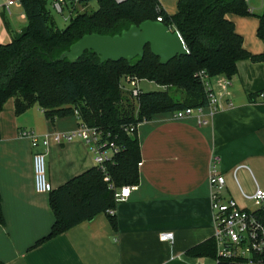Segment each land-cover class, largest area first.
Here are the masks:
<instances>
[{
  "label": "crops",
  "instance_id": "1",
  "mask_svg": "<svg viewBox=\"0 0 264 264\" xmlns=\"http://www.w3.org/2000/svg\"><path fill=\"white\" fill-rule=\"evenodd\" d=\"M159 1L169 15L178 13L180 0ZM20 4L10 11L5 0L0 5V44L11 42L27 26ZM247 4L252 15L229 13L226 17L243 37L245 49L263 55L258 29L264 0ZM65 10L68 20L67 3ZM237 67L238 74L225 93L218 79L212 82L216 92L223 94L217 112L206 106L202 113L183 120L163 113L139 124L140 182L129 198L117 203L113 211L116 228L108 213H101L43 242L55 214L50 194L35 190L34 152L46 154L47 177L54 190L95 168V156L80 138L33 149L31 139L22 132L32 131L39 137L68 134L78 129L80 119L75 114L51 121L38 105L17 114L16 100L9 99L0 114V193L5 220L0 223V260L4 264H217L214 258L186 254L215 239L209 186L214 157L219 158L217 169L226 179V199L255 211L247 197L264 190V104L256 98L264 91V62L245 59ZM163 233H173V240H162Z\"/></svg>",
  "mask_w": 264,
  "mask_h": 264
},
{
  "label": "trees",
  "instance_id": "2",
  "mask_svg": "<svg viewBox=\"0 0 264 264\" xmlns=\"http://www.w3.org/2000/svg\"><path fill=\"white\" fill-rule=\"evenodd\" d=\"M93 1L99 4L97 10L78 11L77 5L88 6ZM19 2L28 24L13 35L11 42L0 44V114L11 98L16 100L17 114L35 105L51 121L78 112L84 124L108 132L109 139L122 149L105 164V171L96 166L49 193L55 221L49 235L40 242L93 220L101 213H108L116 228V217L110 214L117 206L116 190L140 182L138 135L137 132L130 135L126 127L137 126L157 114L206 107L205 76L232 79L238 74L239 61L264 62V54L255 56L245 49L243 37L226 17L229 13L252 15L245 0H180L178 13L172 16L159 0L121 3L116 0H66L70 16L63 28L58 27L45 0ZM159 18L180 34L189 51L187 55L161 65L160 59L147 46L144 57L132 61L101 63L100 56L94 52H86L74 63L68 59L58 61L85 35L116 36L133 25ZM259 19L258 36L264 42V13ZM127 76L168 89L143 92L137 107L120 88L122 78ZM172 88L184 92L183 99L171 95ZM254 212L264 224V207ZM0 223H5L1 193ZM186 254L214 258L217 264H249L244 259L219 256L214 238L189 249ZM0 264L4 263L0 260Z\"/></svg>",
  "mask_w": 264,
  "mask_h": 264
},
{
  "label": "built area",
  "instance_id": "3",
  "mask_svg": "<svg viewBox=\"0 0 264 264\" xmlns=\"http://www.w3.org/2000/svg\"><path fill=\"white\" fill-rule=\"evenodd\" d=\"M116 1L121 3L125 0ZM245 1L247 2L249 0ZM18 2L19 0H5L6 10L10 11V8L17 5ZM53 9L56 13L63 15L66 9V0H55ZM158 21L162 22V19L159 18ZM215 79H218L217 85L223 93H225L231 85V79H228L225 76H219L214 79H209L207 76L204 77L208 107L211 109L212 113H215L220 109V98L223 96V94L216 92L213 86L212 82ZM142 81L143 80L138 77L127 76L125 82L120 85V88L126 92L137 107H139L140 96L143 93L141 88ZM157 86L163 91L168 89L167 86ZM256 98L260 103L264 104V91L257 93ZM201 110L202 108H188L182 111H177L173 113L172 116L177 120H183L196 113H202ZM75 114L79 117L78 112ZM199 123L204 122L199 121ZM138 126L139 125L128 126L126 127V131L130 135H133L137 132ZM21 135L31 139L32 147L35 150L40 146L48 148L51 143L62 144L70 142L75 138H80L89 145L95 156L96 166L103 169V171H105V164L112 161L115 155L122 150L109 139L110 134L108 132L99 128H91L81 120L78 129L72 133L46 134L39 137L32 131H24ZM218 163L219 158L214 157L209 174V186L211 188L210 199L218 255L229 259H244L247 260L249 264H264V224L254 211L243 209L239 207L234 200L225 198L224 191L226 188V179L223 175L219 174L217 169ZM33 166L36 192L39 194L51 193L54 189L47 178L46 154L44 152H34ZM138 166L141 167L142 162H140ZM106 181H109L108 177H106ZM110 188H114L113 185H110ZM136 189L137 187L135 185L116 190V202L119 203L125 201L129 198L131 192ZM247 199L253 202V205L256 208L255 210L263 208L264 190L258 189L253 196L247 197ZM110 214L114 215V212L110 211ZM173 237V233H163L161 235V239L164 241H172Z\"/></svg>",
  "mask_w": 264,
  "mask_h": 264
},
{
  "label": "water",
  "instance_id": "4",
  "mask_svg": "<svg viewBox=\"0 0 264 264\" xmlns=\"http://www.w3.org/2000/svg\"><path fill=\"white\" fill-rule=\"evenodd\" d=\"M149 46L152 54L160 59L161 65H167L177 56L187 55L188 50L177 31H173L160 21L148 20L133 25L120 35H85L63 53L58 61L68 59L77 62L86 52L100 56L101 63L132 61L144 57Z\"/></svg>",
  "mask_w": 264,
  "mask_h": 264
},
{
  "label": "rangeland",
  "instance_id": "5",
  "mask_svg": "<svg viewBox=\"0 0 264 264\" xmlns=\"http://www.w3.org/2000/svg\"><path fill=\"white\" fill-rule=\"evenodd\" d=\"M3 1L4 0H0V5L3 4ZM45 1H46V7L48 8V10L51 11V13L54 16L57 24L59 26H63L64 25V22L65 21L67 22V20H65L66 19L65 17H67L69 15V11L68 10H65V13L63 15L58 14L52 8V3H53L54 0H45ZM19 3L20 2H18V4ZM98 7H99V4L96 1H93L88 6H80V5H77V9H78L79 12H84V11L91 12V11L97 10ZM18 20L21 21L20 18H19V16H18ZM125 79H126V77H123L122 78V80L120 82V85H122L125 82ZM141 88H142L143 92H152V91L161 90L155 83H152V82H149V81H145V80L141 82ZM124 94H126V92H124ZM170 94L173 95L175 98H179V99H183V97H184V92L180 91L177 88H172ZM126 96H127V98H129L127 94H126ZM253 208H255V207H253Z\"/></svg>",
  "mask_w": 264,
  "mask_h": 264
}]
</instances>
